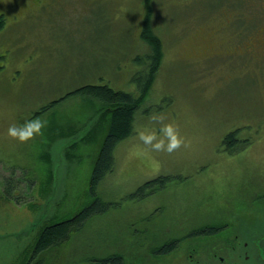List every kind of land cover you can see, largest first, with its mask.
<instances>
[{"label": "rangeland", "instance_id": "374dc122", "mask_svg": "<svg viewBox=\"0 0 264 264\" xmlns=\"http://www.w3.org/2000/svg\"><path fill=\"white\" fill-rule=\"evenodd\" d=\"M149 2L162 56L113 170L90 191L103 119L77 89L138 92L150 50L139 36L144 0H0V264L18 263L23 249L28 256L44 224L92 204L67 241L33 261L96 264V253L132 252L162 210L171 217L184 205L230 202L264 231V46H249L264 40V0ZM154 115L189 146L169 154L143 145L138 132L162 126ZM37 118L47 122L42 135L7 136L10 125ZM229 131L232 144L223 142ZM158 176L166 178L153 190L132 194Z\"/></svg>", "mask_w": 264, "mask_h": 264}, {"label": "flooded vegetation", "instance_id": "af4514ba", "mask_svg": "<svg viewBox=\"0 0 264 264\" xmlns=\"http://www.w3.org/2000/svg\"><path fill=\"white\" fill-rule=\"evenodd\" d=\"M8 4L12 7L15 3ZM257 45L264 46V40L249 46ZM175 210L178 214L171 217L162 210L156 230L140 231L136 241L140 245L132 250L139 257L130 264H264V231L255 232L253 221L237 215L235 205L228 202L212 208L207 204L192 212L184 205ZM127 238L132 242L135 237ZM103 259L105 264L117 263L106 255Z\"/></svg>", "mask_w": 264, "mask_h": 264}, {"label": "trees", "instance_id": "16d2710c", "mask_svg": "<svg viewBox=\"0 0 264 264\" xmlns=\"http://www.w3.org/2000/svg\"><path fill=\"white\" fill-rule=\"evenodd\" d=\"M151 18V4L149 0H144V17L139 36L147 43L150 50L149 53L145 55L146 57L143 61L145 66L142 71L143 75L138 77V79L141 78V81L138 82L137 93L116 90L105 83L84 85L77 89L78 93L86 96V100L93 102L96 111L100 112L98 115L103 119L102 140L89 180L90 191H93L106 174L113 170L115 164L114 149L121 139L132 133L134 113L145 97L151 81L154 78L158 63L160 62L162 56L161 40L159 35L153 30ZM4 20L5 16L0 12V28L3 26ZM62 132L64 131H52L51 134H63ZM235 132L236 131H229L226 133L223 142L232 144L233 141L236 140ZM241 148V146H236L232 148L231 151ZM165 178L166 177L158 176L149 179L139 185L132 194H138L144 189L143 186L153 190L156 182H163ZM93 205L94 204L84 207L71 218L60 222L46 223L40 227L34 240L30 243V246L27 247L31 248V254H28L29 258L25 254L26 249H23L20 251L22 256L18 259V263L16 262V264H30L31 262L39 264L40 259L33 261L36 256L47 248L58 246L62 242L67 241L70 237V233L78 230L82 226L84 219L94 209ZM236 214L240 216L243 213L239 214L236 210ZM103 255L108 256L113 260V263L117 261L116 264H130L133 258L136 261L138 260L136 259L138 254L135 252L113 250L111 253L107 252ZM103 255L99 252L89 257L92 258L96 264H101L105 260L103 259ZM102 264H105V262Z\"/></svg>", "mask_w": 264, "mask_h": 264}, {"label": "clouds", "instance_id": "9594fccd", "mask_svg": "<svg viewBox=\"0 0 264 264\" xmlns=\"http://www.w3.org/2000/svg\"><path fill=\"white\" fill-rule=\"evenodd\" d=\"M153 122L162 126L157 130H143L138 132V139L143 145L148 146L149 150L155 152H167L169 154L179 150L181 147H188L189 143L179 133V130L172 123L164 124V117L154 115ZM46 121L39 118L29 120L23 125L12 124L7 129V136L20 143L34 139L42 135V130L46 127Z\"/></svg>", "mask_w": 264, "mask_h": 264}]
</instances>
